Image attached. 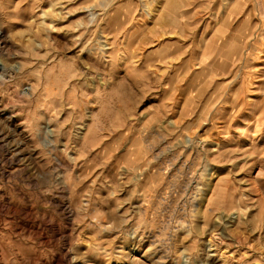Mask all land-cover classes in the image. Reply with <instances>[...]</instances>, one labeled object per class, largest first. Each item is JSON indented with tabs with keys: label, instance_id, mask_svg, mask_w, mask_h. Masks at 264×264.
<instances>
[{
	"label": "rangeland",
	"instance_id": "374dc122",
	"mask_svg": "<svg viewBox=\"0 0 264 264\" xmlns=\"http://www.w3.org/2000/svg\"><path fill=\"white\" fill-rule=\"evenodd\" d=\"M0 30V264H264V0H0Z\"/></svg>",
	"mask_w": 264,
	"mask_h": 264
},
{
	"label": "bare ground",
	"instance_id": "6f19581e",
	"mask_svg": "<svg viewBox=\"0 0 264 264\" xmlns=\"http://www.w3.org/2000/svg\"><path fill=\"white\" fill-rule=\"evenodd\" d=\"M2 33V30H0V34ZM1 60V59H0ZM0 64H2V62H0ZM53 130H50L49 129V136H52L53 135V132H52ZM31 153V152H30ZM39 170V169H38ZM13 171V170H12ZM7 206V205H6ZM67 207V206H66ZM5 208H8V207H4V205H1L0 204V212H3V211H5ZM75 212V211H74ZM5 213V212H4ZM17 213V212H16ZM35 215V214H34ZM74 224V223H73ZM2 245V244H1ZM73 250L72 249H66V250H64L63 251V253H62V256H58L59 258H57V264H74V263H76V258H75V256L73 257ZM6 255V254H5ZM76 256H78V255H76ZM2 258H3V256H2ZM2 260V259H1ZM4 260V259H3ZM5 261V260H4ZM80 263V262H79ZM84 263H86V262H84ZM77 264V263H76Z\"/></svg>",
	"mask_w": 264,
	"mask_h": 264
}]
</instances>
